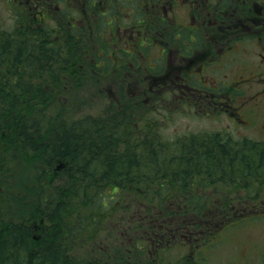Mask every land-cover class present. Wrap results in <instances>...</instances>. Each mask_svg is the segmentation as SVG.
I'll return each instance as SVG.
<instances>
[{
  "label": "trees",
  "instance_id": "16d2710c",
  "mask_svg": "<svg viewBox=\"0 0 264 264\" xmlns=\"http://www.w3.org/2000/svg\"><path fill=\"white\" fill-rule=\"evenodd\" d=\"M58 25L0 20V264H202L264 208V139L169 138L144 75L88 60Z\"/></svg>",
  "mask_w": 264,
  "mask_h": 264
},
{
  "label": "flooded vegetation",
  "instance_id": "af4514ba",
  "mask_svg": "<svg viewBox=\"0 0 264 264\" xmlns=\"http://www.w3.org/2000/svg\"><path fill=\"white\" fill-rule=\"evenodd\" d=\"M6 1L13 20L37 24L60 10L61 1L68 9L81 6V17L69 12L65 23L83 25L85 37L93 34L92 24L104 21L93 10L109 16L105 34H97L113 46L110 56L148 57L150 89L159 86L162 102L181 107L184 115L240 116L264 97V0ZM217 72L228 74L229 82L219 81Z\"/></svg>",
  "mask_w": 264,
  "mask_h": 264
},
{
  "label": "rangeland",
  "instance_id": "374dc122",
  "mask_svg": "<svg viewBox=\"0 0 264 264\" xmlns=\"http://www.w3.org/2000/svg\"><path fill=\"white\" fill-rule=\"evenodd\" d=\"M10 4L6 0H0V14L6 17L5 23L6 26L9 27L11 24V13L9 8ZM80 9V7H79ZM83 27V26H82ZM88 27H85L87 29ZM91 30V29H90ZM83 34V30L79 33ZM75 41L80 42L82 46V50L87 53L88 60L94 61L95 50L89 51L88 49H94V45L99 44V40L94 37L92 34H88L87 37H79L75 39ZM84 48V49H83ZM158 50L157 46H154L153 52ZM140 56V55H139ZM141 58V57H140ZM264 59V57H263ZM249 61H256V59L250 58ZM172 65H175V62L171 61ZM161 66V64H159ZM129 70L134 69L130 66L129 63L126 64ZM144 68V63L140 64L139 68L136 69L139 72ZM113 73V72H111ZM135 73V71H133ZM216 73V77L219 81L224 83L229 82L228 74ZM132 74V73H125ZM111 77V75H109ZM256 78V76H255ZM256 82V80L254 81ZM116 86V85H114ZM143 89V88H142ZM141 91V89H138ZM158 93H161V90H158ZM245 92H250V89ZM158 106L155 107L158 111H155V114L162 120V131L169 137L174 138L176 136H181L185 133L189 132H198L201 130H226V127L230 130L232 135L235 138H240L246 134V136L251 138L261 139L258 135L259 129L258 124L259 121L263 122L264 120V97L260 98L254 105L248 106V109L252 111L254 114V118L256 121L253 123L251 127H236L233 122H230L229 119L224 115L222 119L209 120L205 118H197L190 115L184 116L181 113V109L179 107L173 106L171 107V113H173L170 117L166 118L163 116V112L167 113V107L159 106L161 103L157 102ZM92 112L101 111V107H103V103H99L93 106ZM63 181L62 183H64ZM223 191L227 193H231V197L236 200L235 194L239 192V195H244L245 190L240 191L239 188L233 187L236 190H232V192L228 189V185ZM210 198H218L220 200H225L224 192L213 193ZM228 199V198H227ZM253 211V210H250ZM255 213H251L245 216V219L237 218L233 226H230L226 229H223L217 232L212 236V240L208 242V244L204 245L201 248L200 257L202 264H240L246 261V264L254 263V261H259V255L264 252V217L260 216L256 210ZM253 261V262H252Z\"/></svg>",
  "mask_w": 264,
  "mask_h": 264
}]
</instances>
